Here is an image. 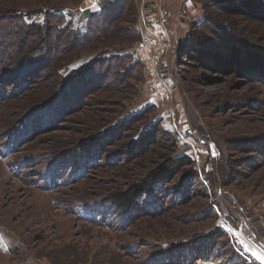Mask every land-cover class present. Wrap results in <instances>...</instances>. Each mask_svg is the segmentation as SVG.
<instances>
[{"label":"rangeland","instance_id":"rangeland-1","mask_svg":"<svg viewBox=\"0 0 264 264\" xmlns=\"http://www.w3.org/2000/svg\"><path fill=\"white\" fill-rule=\"evenodd\" d=\"M84 1L0 0V264H243L217 225L264 249V80L186 54L218 25L264 48V22L235 0Z\"/></svg>","mask_w":264,"mask_h":264},{"label":"trees","instance_id":"trees-1","mask_svg":"<svg viewBox=\"0 0 264 264\" xmlns=\"http://www.w3.org/2000/svg\"><path fill=\"white\" fill-rule=\"evenodd\" d=\"M107 5L109 4H104L102 6V12L97 14V17H92L91 22L103 14L104 8ZM225 10L227 14L243 16L247 20L250 19L253 22H264V0H235L231 4L226 5ZM57 14L60 15L59 13ZM91 22L89 23L88 27H90ZM52 23L53 25L55 24V22ZM53 27L55 28V25ZM31 28H36L37 30L38 26L32 24L30 29ZM212 30L215 34V37L207 44V46H209V48L212 50L202 51L199 48L191 47V50H189V52L186 54L187 57L191 56L193 58L190 61L192 62L191 64L210 69L211 64L209 63H215L218 66H216L214 69H217V71L221 74L226 73L238 76L244 75L247 77H256L264 80V48L257 45H251L247 40L236 37L223 25L214 26V29ZM81 36L83 38H87L85 35ZM4 44L5 42L3 45ZM0 53L3 54V56L1 55L0 58L1 64L5 58L8 57L3 53V50H1ZM89 70L91 69H81L79 74H82L81 77H87L88 75L91 76V72L89 73ZM29 76L30 75L28 73L24 72L17 76V80L21 78H29ZM66 90L67 96L72 95L70 90ZM60 95H62V93L58 96ZM61 101H63L62 98L58 97L52 105L37 107L39 109L38 111H41L40 109L42 108H50V106L51 108H53L52 106L56 108ZM32 123L34 127L36 124L35 121L31 122L30 125H32ZM20 135L22 136V134ZM20 135L19 137H21ZM13 144L14 140H12V145ZM159 182L161 181L156 177L152 178L151 175H148L147 177L141 179V181L138 183L131 184L126 192L116 193V195H114L115 201L113 202L122 208L132 206L133 204H136L139 198L145 196L148 197V195L153 194V187L154 185L159 184ZM195 254V252L191 253L192 256H195ZM157 255L160 256L162 254L160 252V254Z\"/></svg>","mask_w":264,"mask_h":264},{"label":"built area","instance_id":"built-area-1","mask_svg":"<svg viewBox=\"0 0 264 264\" xmlns=\"http://www.w3.org/2000/svg\"><path fill=\"white\" fill-rule=\"evenodd\" d=\"M100 0H91L89 3H86V6L93 7L95 4L97 5ZM99 5V4H98ZM155 43V44H154ZM161 48L162 50L166 47V44L161 42L158 39L150 38L147 43H144L143 45L140 46V55L142 57V61H145L146 64H148L150 71L152 74H155L157 71L156 67L157 65H153V63L149 62H154L156 58H152V46L156 45ZM139 55V54H138ZM221 219L219 224L217 225L218 230H220L226 237L227 241H229L230 246L233 248L235 252L239 254L241 258H243V262L246 264H261V262L254 256V252L250 251L254 250L257 252V254L264 256V249L259 246L256 241L253 239H247L245 235H243V231L239 227H234L230 221L219 218ZM264 264V262L262 263Z\"/></svg>","mask_w":264,"mask_h":264},{"label":"bare ground","instance_id":"bare-ground-1","mask_svg":"<svg viewBox=\"0 0 264 264\" xmlns=\"http://www.w3.org/2000/svg\"><path fill=\"white\" fill-rule=\"evenodd\" d=\"M91 0H85L86 3H89Z\"/></svg>","mask_w":264,"mask_h":264}]
</instances>
